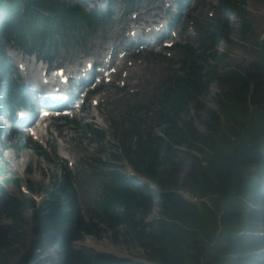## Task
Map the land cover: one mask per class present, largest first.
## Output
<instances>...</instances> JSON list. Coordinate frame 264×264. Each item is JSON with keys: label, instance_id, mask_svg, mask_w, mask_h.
Here are the masks:
<instances>
[{"label": "trees", "instance_id": "trees-1", "mask_svg": "<svg viewBox=\"0 0 264 264\" xmlns=\"http://www.w3.org/2000/svg\"><path fill=\"white\" fill-rule=\"evenodd\" d=\"M109 1L105 0L106 5ZM85 2L0 0V77L5 76L7 45L50 60L59 42L81 38L111 22L112 15L107 16L98 6L87 7ZM232 14L240 22L237 29L229 21ZM207 25L200 30L203 37L196 48L178 45L183 54L178 62L182 74L160 87L155 101L162 107L161 135L156 139L150 135L142 139L138 135L133 141L125 136L121 156L111 153L118 161L127 159L159 191H151L155 188L147 182L112 169L100 185L91 214L85 218L72 178L65 171L53 177L50 186H39L46 194L39 204L29 197L7 194L0 185V217L3 215L8 220V223L0 221V264H16L15 256L29 246L27 213L33 214L35 253L26 255L22 264L46 262L42 253L54 246L57 264H264V176H261L264 171L259 168L264 155L257 144L245 138L246 131L257 121L255 117L264 116V43L254 41L259 49L253 61L233 67L225 65L219 74L218 65L208 63L215 57L210 49L235 32L242 39L252 33L243 0H221L218 14ZM214 81L224 88L216 96L217 103L222 105L226 99L247 101L252 109L251 117L243 122L244 131L231 153L214 162L193 160L187 165L175 155V148L185 145L200 152L213 148L221 119L216 110L206 108L201 119L204 132H200L190 119H181L180 115L185 118L190 102L196 109L204 108L200 97L208 93ZM1 84L2 112L11 114L19 106L32 105L28 91L13 77L6 75ZM84 126L96 142H107L102 131L89 128L86 123ZM258 127H264V119ZM1 130L0 123V133ZM23 141L24 137L12 145L17 152L28 145ZM39 151L40 155H46ZM10 181L7 178L3 182ZM27 186L34 189L33 182ZM180 187H188L202 196L205 200L201 202L207 201V197L216 199L217 224L221 228L211 240L199 238L197 230L190 226L198 214L199 202L182 196ZM154 206L157 217L146 222ZM101 233L109 234L114 244L140 247L145 261L75 246L85 235L100 238Z\"/></svg>", "mask_w": 264, "mask_h": 264}, {"label": "rangeland", "instance_id": "rangeland-1", "mask_svg": "<svg viewBox=\"0 0 264 264\" xmlns=\"http://www.w3.org/2000/svg\"><path fill=\"white\" fill-rule=\"evenodd\" d=\"M85 1L87 7L98 6L99 9L105 10L107 16L112 15L111 22L108 25H100L94 28L81 38L59 42L54 53L50 56L51 66H55L54 68L79 67L82 59L89 56L102 59L107 46L111 44L113 47L117 42L120 45H117L115 49L117 51L124 50L129 43L126 40L128 38L126 34L130 32L131 27L142 26V22L146 23V21H148V27H152L151 23H154L156 28V24L164 19L161 23L173 24L177 38L183 39L185 36V42H189L188 44L193 48L197 47L199 38L202 39L203 37L200 30L207 28V24L216 17L221 3V0H111L106 6L105 0ZM243 7L246 11V18L252 25V33L242 39L235 32L227 40L219 41L210 49V53H215V57L210 58L208 63H216L219 74L225 65L231 67L253 61L259 49V44L254 43V41L264 43V0H243ZM211 13H214L212 18L210 17ZM229 21L235 29L240 25L239 20L233 14L229 17ZM139 29L133 35L138 36V40H142L139 42H143L140 35L142 28ZM164 34L169 35L170 28H167L162 35ZM162 35L158 36L157 39H160ZM117 36L121 40L119 38L114 39ZM123 40L124 42H122ZM153 41L154 38L152 37L149 42L152 43ZM139 48L135 46L131 48V51H137ZM152 50L153 48L148 46L140 49L137 56L133 55L132 59H127L125 61L126 68H123L115 76V81L104 83L99 95L95 96V100L98 102L96 106L92 101L87 111L78 113L72 120L51 119L50 130L44 136V139L47 138L46 147L41 146L40 149L37 142L26 139L29 144L17 152L12 145L23 135L16 134L14 129H10L8 134L11 136L4 138V142L0 143V185L4 192L18 198H24L26 197L24 194L27 192L22 189V186L33 182L34 195L41 200L46 198V194L44 190L39 189V186L41 184L50 186L53 177L63 174L65 171L68 177L72 178L82 213L85 218H88L91 214L93 201L97 199L100 193V185L107 180V173L110 170L126 171V173L131 170L135 175L144 177L131 166L127 159L121 158L118 161L111 156V153L121 156L120 148L125 136H128V141H133L138 135L142 139L148 135L156 139L157 136L161 135L160 132L164 128V124L160 122L162 107L155 99L162 84L173 81L177 74H182L178 61L183 54L179 53L178 49L150 52ZM20 54L22 53L12 47L11 44L5 47V76L10 75V78L16 79L13 67L14 70L18 69L17 64L22 63L20 62ZM115 55L117 53L114 51V54L109 57V61ZM25 57L28 59L27 62ZM23 59L25 61L23 63H27L29 66V72L21 77L22 80L19 82L22 84L26 76L34 77L36 72H39L38 69H34L35 71L31 73V69L38 65L33 57L23 55ZM134 61L135 64H132ZM18 74H20L19 71ZM11 75L13 76L11 77ZM5 76L0 77V93L3 89L1 83ZM221 89L224 90L217 81L212 82L208 88V93L200 97V103L204 108L196 109L193 102H190L185 118L180 115L181 119H190L193 126L200 132H204L201 119L206 108L216 110L221 119V127L215 134V146L213 148L203 152L192 150L185 145L175 148V155L184 159L187 165L193 160H201L202 163L205 160L214 162L220 156L231 153L244 131L243 122L251 117L252 109L247 101L226 99L222 105L217 103V95L222 93ZM39 91L40 89L36 90L35 94ZM24 116L27 115L23 114ZM255 118L257 121L246 131L245 138L257 144L264 155V127H258L264 116L258 114ZM84 123L88 124L89 128L102 131L107 142H96L94 135L89 134L88 130L85 129ZM18 131L21 130L18 129ZM131 132H137V134L131 135ZM61 140L64 147H67L68 160L59 156ZM164 141L168 142L166 138ZM39 150L45 151L46 155H40ZM259 168L260 171H264V163ZM261 176H264V172L261 173ZM252 177L257 179L258 176L253 175ZM7 178H10L11 181L9 183L3 182ZM16 179L15 183L14 180ZM180 188L179 191L186 196L185 198H191V201H199L198 214L194 221H190V226L197 230L199 238L211 240L221 228L217 224L219 206L216 199L207 197V201L201 202L204 200L202 196H198L197 199L196 192L194 193L188 187ZM194 198L196 199L194 200ZM156 210L157 206H154L152 213L145 219L146 222L157 217ZM27 217L30 219L28 226L30 245L33 238L30 232V226L33 225L31 221L33 214L27 213ZM0 221L1 223H8L3 215L0 217ZM100 235V238L85 235L81 241L75 242V246L78 248L85 246L91 252L97 251V247H111L113 249L111 252H124L140 259L144 257L140 247L133 245L125 247L121 243L114 244L111 242L109 234L101 233ZM56 249L55 246L46 249L42 253L46 262L40 264H57ZM33 253H35L34 248L30 254ZM19 255L15 256L16 261L22 254L20 257Z\"/></svg>", "mask_w": 264, "mask_h": 264}, {"label": "bare ground", "instance_id": "bare-ground-1", "mask_svg": "<svg viewBox=\"0 0 264 264\" xmlns=\"http://www.w3.org/2000/svg\"><path fill=\"white\" fill-rule=\"evenodd\" d=\"M155 16V15H154ZM139 41H142V40H138V42H136L137 44H140V42ZM117 45H120L118 42L117 43H115L114 44V46H113V51H115L116 49V47H117ZM28 71V69L25 71V72H27ZM40 76L41 75V72H36V76ZM35 76V77H36ZM38 78V77H37ZM47 88V87H46ZM45 90V88H41L40 89V91H44ZM35 89L33 90V93L35 94ZM28 118V115L25 117H23V115L20 117V118H14V120H17V122H20V121H23V120H26ZM61 150V152L63 153V154H66V155H68V153L67 152H64L62 149H60ZM147 181V183H148V185H150L151 187H154V185L152 184V182H150L149 180H146ZM155 188V187H154ZM180 192V191H179ZM181 195L182 196H184V197H186L185 195H183L182 193H181ZM187 199V198H186ZM189 199V198H188ZM196 198H194V200H195ZM189 200H192L191 198L189 199ZM97 249L98 250H101V251H104V252H110V253H115V254H118V255H127V254H125L124 252H111V250H113L111 247H107V248H103V247H97ZM103 249V250H102Z\"/></svg>", "mask_w": 264, "mask_h": 264}, {"label": "water", "instance_id": "water-1", "mask_svg": "<svg viewBox=\"0 0 264 264\" xmlns=\"http://www.w3.org/2000/svg\"><path fill=\"white\" fill-rule=\"evenodd\" d=\"M33 224V223H32ZM34 229V226L31 225L30 226V232L32 234V231ZM33 243H34V240L32 238L31 240V243L30 245L28 246V249L26 250V252L22 253L21 257L19 258V260L16 262V264H22V260L23 258H25L26 255L30 254L31 253V250H33ZM98 252H104V251H101V250H97ZM110 253V252H108ZM111 254H114L115 256L119 257V258H124V259H130V260H135V261H145L144 258L140 259L138 257H134V256H131V255H118V254H115V253H111Z\"/></svg>", "mask_w": 264, "mask_h": 264}]
</instances>
